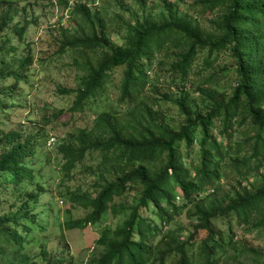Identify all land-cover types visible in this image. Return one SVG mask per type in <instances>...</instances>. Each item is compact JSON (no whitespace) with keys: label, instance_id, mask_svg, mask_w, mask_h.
Wrapping results in <instances>:
<instances>
[{"label":"trees","instance_id":"obj_1","mask_svg":"<svg viewBox=\"0 0 264 264\" xmlns=\"http://www.w3.org/2000/svg\"><path fill=\"white\" fill-rule=\"evenodd\" d=\"M98 1L0 0L4 113L28 77L29 58L5 66L17 51L13 42L32 25L33 6L64 4L77 27L57 42L56 56L100 53L95 62L74 58L78 87L58 90L74 102L46 122H60L67 132L58 136L62 175L94 177L66 192L65 201L88 214L67 220L65 228L84 230L109 214L124 218L101 231V251L90 264H245L251 258L264 264L260 251L238 240L264 233V0H193L186 11L181 0H162L156 16L111 18L110 25L105 8L90 7ZM147 5L139 1L143 13ZM221 56L226 63L217 70ZM120 69L113 100L110 86ZM156 85L179 95L153 98ZM105 98L109 107L91 125H73ZM167 103L178 112L172 122ZM47 133L0 126V206H9L0 213V264H77L68 251L52 253L36 237L47 229L38 206L48 188L41 168L29 161Z\"/></svg>","mask_w":264,"mask_h":264},{"label":"rangeland","instance_id":"obj_2","mask_svg":"<svg viewBox=\"0 0 264 264\" xmlns=\"http://www.w3.org/2000/svg\"><path fill=\"white\" fill-rule=\"evenodd\" d=\"M70 4H76L77 0H68ZM86 1V0H83ZM140 0H99L96 4H90L94 10L97 7L105 8L108 16H104L106 22L114 18L119 21L122 18L129 22L152 13L156 16L163 9L164 2L162 0H146L148 5L147 11L142 12L139 6ZM193 0H181L179 7L182 10H188V6ZM68 11L64 8V4L52 5L48 2H42L33 6L28 11V20L32 25L27 29L26 34L22 39H16L13 45L17 51L7 59V65L19 64L25 58L30 59L28 68V77L26 83L20 84L21 92L15 95L14 102L8 103L7 112L5 109H0V126L5 131L18 130L21 133H36L38 129H44L48 133L45 135V140L38 148V154L35 158L29 161L33 167L41 168V174L48 188L47 196L44 201L38 206V215L43 225L47 227L46 231L39 235L36 232V237L39 236V242L44 243L46 248L52 253H60L61 251L69 252L75 259L77 264H90L93 256L100 253L96 242L101 234V231L106 227L114 229L121 225L124 218H114L112 215H106L97 225H90L87 229L67 230L65 223L67 220L85 218L88 212L71 206L65 201L67 191H72L80 186L91 184L94 177L86 172H78L72 177L62 175V170L59 168L60 158L57 153V148L60 142L59 135L63 138L67 132L62 126V123H57L55 126H47V118H53V112L64 111L72 106L74 102L73 96L59 95L60 89H76L78 87V77L81 74L73 65L74 58L81 61H97L100 53L96 54H80L69 52L64 56H56L57 42L66 36H73L78 33L77 27L73 20L69 17ZM22 16L13 23L21 21ZM110 25V21L108 22ZM207 25V21L203 22V26ZM110 27V26H109ZM113 30H116L113 29ZM111 39L119 43V36L116 32L110 33ZM12 37V35H11ZM225 57L221 56L216 62L215 69L219 70L226 63ZM16 69V66H14ZM123 70H118L114 76L110 86L111 99L115 100L116 88L119 85ZM231 81V80H228ZM7 84H10L8 82ZM230 86V84L228 85ZM227 86V87H228ZM167 93L171 99L179 95L178 90L160 88L155 86L154 92L151 93L153 98H158V94ZM109 99L105 98L103 103L93 107L91 112L85 114L83 118L74 120L75 126L83 127L91 125L93 118L97 113L107 110L109 107ZM166 111L169 122L178 119V112L171 103L163 105ZM46 118V119H45ZM53 127V130L51 129ZM65 132V133H64ZM52 139H55L54 141ZM1 151V149H0ZM128 202L130 201L129 199ZM125 200V202H127ZM9 206L1 205L0 213L7 212ZM179 223L182 226H187L188 222L185 218H180ZM239 242L249 248H254L264 255V233L262 234H245L239 236ZM33 253L38 252V247L32 248ZM262 258L257 262H261ZM258 263V264H259ZM245 264H256V261L247 259Z\"/></svg>","mask_w":264,"mask_h":264},{"label":"built area","instance_id":"obj_3","mask_svg":"<svg viewBox=\"0 0 264 264\" xmlns=\"http://www.w3.org/2000/svg\"><path fill=\"white\" fill-rule=\"evenodd\" d=\"M54 141V140H53Z\"/></svg>","mask_w":264,"mask_h":264}]
</instances>
